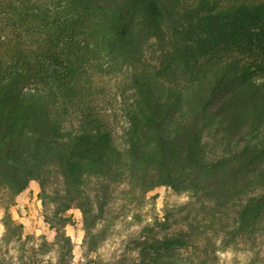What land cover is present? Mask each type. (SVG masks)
<instances>
[{"label": "trees", "instance_id": "obj_1", "mask_svg": "<svg viewBox=\"0 0 264 264\" xmlns=\"http://www.w3.org/2000/svg\"><path fill=\"white\" fill-rule=\"evenodd\" d=\"M110 73L125 76L120 134L96 112ZM31 181L50 207L56 264L72 253L68 211H80L94 251L118 183L192 201L144 227L135 257L107 264H208L209 234L222 248L253 241L264 232V0H0L6 243L22 237L9 207Z\"/></svg>", "mask_w": 264, "mask_h": 264}, {"label": "rangeland", "instance_id": "obj_2", "mask_svg": "<svg viewBox=\"0 0 264 264\" xmlns=\"http://www.w3.org/2000/svg\"><path fill=\"white\" fill-rule=\"evenodd\" d=\"M252 52L256 53L255 50ZM124 81L123 74H104L100 81L101 94L95 98L96 112L115 134H120L127 126L120 96ZM94 189V184H91L90 195ZM190 201L192 198L188 193L177 194L165 186L142 196H131L126 183L110 184L103 215L94 230L101 238L94 251L87 250L83 243L80 211L75 208L68 211L73 218V223L65 227L72 243L68 264H107L122 257H135L138 251L132 249V241L142 235V229L161 220L168 210L174 213L173 218L179 219L176 209ZM196 207L198 204L192 205V214L196 213L193 211ZM49 211L50 207L44 205L39 197L38 183L31 181L9 207L12 218L23 226L22 237L20 241L6 243L2 238L3 209L0 206V264H19L18 256L21 253L26 264H56L59 248L54 243V231L44 221ZM178 228L173 227L166 232L156 231L155 236L161 238ZM209 238L214 244L216 256L208 264H264V232L250 243H241L235 248L220 247V236L209 234ZM180 251L185 254L186 250L182 247Z\"/></svg>", "mask_w": 264, "mask_h": 264}]
</instances>
